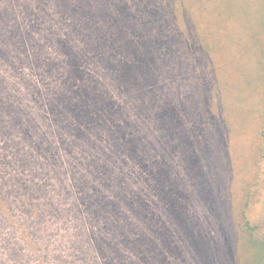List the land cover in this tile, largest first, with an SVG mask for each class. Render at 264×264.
Wrapping results in <instances>:
<instances>
[{
	"label": "trees",
	"instance_id": "16d2710c",
	"mask_svg": "<svg viewBox=\"0 0 264 264\" xmlns=\"http://www.w3.org/2000/svg\"><path fill=\"white\" fill-rule=\"evenodd\" d=\"M223 1L239 18L213 51L227 74L244 72L251 125L264 116V0ZM189 18V0H0V264H71L66 243L88 264L171 254L159 233L189 225V128L152 117L189 106V31L209 57L204 21ZM54 19L61 61L37 56ZM237 23L246 32L233 53ZM253 53L260 67L246 68Z\"/></svg>",
	"mask_w": 264,
	"mask_h": 264
},
{
	"label": "rangeland",
	"instance_id": "374dc122",
	"mask_svg": "<svg viewBox=\"0 0 264 264\" xmlns=\"http://www.w3.org/2000/svg\"><path fill=\"white\" fill-rule=\"evenodd\" d=\"M223 4V0H189V24L197 22L199 25L204 21L206 38L211 44L209 57L202 43V33L189 31V36L193 34V44L189 45V106L185 105L187 110H166L169 112L164 114L162 121L158 118L156 122L152 117L154 127L162 124L161 127L171 128V131L176 126L189 128V225L180 226L171 237L166 230L161 231L159 234L168 240L171 254H166L168 257L158 252L146 255L142 264H262L264 139L258 138L256 130L264 116L261 120L256 116L251 125L247 122L246 115L253 110L242 107L243 103L249 104L241 101L244 72L227 74L229 66L225 54L213 51L215 46L224 47L225 36L232 34L233 21L239 18L238 13L237 16L228 14ZM229 4L236 3L231 1ZM54 21L53 29H44L41 35L38 34L49 36L53 43L42 41L44 48L37 56L61 61V55H57L53 45L57 44L62 33L56 19ZM13 22L15 20L11 24ZM43 26L47 28V24ZM236 27L233 29L235 35L231 37L233 53L242 46L243 42L241 45L238 42L239 36L246 32L238 23ZM260 39L264 40V36ZM263 50L264 47L255 52ZM254 55L243 60L246 68L260 67ZM192 69L198 71L192 72ZM26 70L30 74L31 71ZM37 77L32 78L37 80ZM178 114L182 117L178 118ZM150 140L152 145L160 143L157 135ZM239 153L244 159L237 167L230 160H236L238 156L235 155ZM229 154L234 158H229ZM70 232L67 228L61 231L62 234ZM51 247L55 249L54 245ZM65 247L63 259L71 264L91 261L73 252L67 243ZM147 247L156 250L154 238L146 244ZM132 258L140 260L139 254Z\"/></svg>",
	"mask_w": 264,
	"mask_h": 264
}]
</instances>
